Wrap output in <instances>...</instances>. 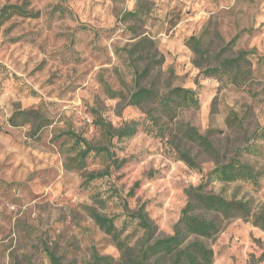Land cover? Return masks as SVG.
<instances>
[{"label":"rangeland","instance_id":"rangeland-1","mask_svg":"<svg viewBox=\"0 0 264 264\" xmlns=\"http://www.w3.org/2000/svg\"><path fill=\"white\" fill-rule=\"evenodd\" d=\"M5 4L33 14H14L0 26V264H53L52 255L59 264H119L145 242L173 233L186 190L216 161L180 134L162 136L150 119L153 103L128 104L142 86L160 97L175 87L197 90L200 107L163 117L164 131L190 124L211 132L218 161L239 154L262 173L258 184L213 182V192L247 202L249 214L224 220L200 211L221 229L191 239L213 251L211 264H264V229L255 222L264 216V0H0V11ZM191 37L201 54L188 44ZM243 52L240 68L222 67ZM107 86L123 96H109ZM100 118L114 128L137 120L138 131L110 144ZM69 132L110 147L116 162L107 166L92 152L84 169L68 166L75 155ZM107 167L108 174L85 184ZM91 208L114 219L125 254ZM138 212L153 224V240Z\"/></svg>","mask_w":264,"mask_h":264},{"label":"trees","instance_id":"trees-1","mask_svg":"<svg viewBox=\"0 0 264 264\" xmlns=\"http://www.w3.org/2000/svg\"><path fill=\"white\" fill-rule=\"evenodd\" d=\"M14 14L31 16V11H28L23 5L5 4L0 11V26H2ZM38 14V13H36ZM137 15L136 11H128L126 16L134 17ZM236 41V37L229 43L232 45ZM191 48L195 53L201 54L199 41L191 37L188 41ZM245 58V53H241L236 58H227L221 62L222 67L227 69H238L241 66L242 59ZM150 67L147 66L137 78L146 75ZM217 68L202 69L204 74L210 75L216 73ZM106 90L111 97L123 96L120 91H113L109 86ZM145 103H153L157 113L150 117L151 121L158 127L162 136H176L180 134L189 142L197 145L208 156L214 158L215 166L202 177L201 182L197 186H190L186 190L187 201L181 211L179 220L174 226L173 233L166 237L156 238L155 229L153 224L149 221L146 213L138 212L135 218H138L139 224L147 231L149 240L145 242L144 246L139 250V254L134 258H126L119 264H159V259H166L170 264H211L213 258V251L209 249L203 242L192 240V236L213 237L220 232L221 223L215 219H208L200 215L202 212H212L224 220L231 219L237 216L249 214L248 203L242 200L227 199L221 194L215 193L210 189V185L215 182L231 183L236 181H249L258 184L262 173L256 171L255 168L243 161L239 154H235L225 162L218 161V150L211 140V132L201 134L196 127L186 124L180 125L176 129H170L169 132L164 131L163 124L160 122L163 117L168 120H173L176 115L177 108H199L200 99L197 90L191 88L175 87L167 94L160 97L155 88L153 87H138L129 96L128 104L142 106ZM96 123L100 125L106 136L108 142L111 144L113 139L118 141L125 138L132 137L138 131L139 121L131 119L125 122L121 127L114 128L112 124L105 122L103 119H97ZM159 126H161L159 128ZM264 130L262 131V135ZM73 138V147L75 155L70 157L68 166H75L79 169L86 167V159L92 153L96 152L102 154L108 161L107 166L115 163L114 153L110 147L107 146H94L85 138L69 132L67 134ZM253 149V146L250 145ZM179 157L184 160L187 165L193 169L201 171L199 164L195 157L188 151H182L176 147ZM103 172L90 173L85 181L89 184L90 181L103 177L108 174V169ZM90 215L101 228L107 233L111 234L115 239L117 246L120 250L126 253L127 244L124 240H120L121 233L116 229L114 219L106 217L98 213L93 208L89 209ZM255 222L264 229V216L259 215L256 217ZM264 258V253L263 256ZM51 259L53 264H59L58 259L52 255ZM155 259V260H153ZM98 261L108 260L105 257H98Z\"/></svg>","mask_w":264,"mask_h":264}]
</instances>
